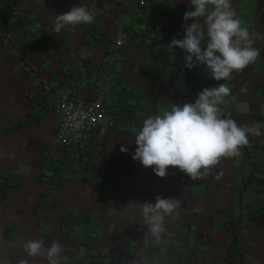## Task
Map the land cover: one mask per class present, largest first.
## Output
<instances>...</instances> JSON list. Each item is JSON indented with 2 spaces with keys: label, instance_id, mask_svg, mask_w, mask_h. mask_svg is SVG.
<instances>
[{
  "label": "crops",
  "instance_id": "0c3cea01",
  "mask_svg": "<svg viewBox=\"0 0 264 264\" xmlns=\"http://www.w3.org/2000/svg\"><path fill=\"white\" fill-rule=\"evenodd\" d=\"M231 3L242 26L264 36V0ZM78 4L96 13L94 21L54 33L57 15ZM159 6L180 17L191 10L189 0H0V171L7 175L0 184V264H48L25 250L38 239L63 245L60 264H237L239 256L238 264H264V134L250 135L239 155L221 157L197 180L172 166L161 178L132 159L143 120L182 105L178 99L187 96L190 82L225 83L230 95L221 114L238 125L258 123L264 133V39L255 41L257 60L230 80L210 78L202 65L182 72V53L153 39ZM115 31L126 36L107 68L103 101L118 125L85 130L89 156L74 177L72 150L54 144L52 101L57 91L92 96L90 73L103 63ZM22 40L30 69L13 55V44ZM33 44L37 50L29 52ZM123 121L133 129L119 128ZM50 147L48 159L43 153ZM42 163L54 171L47 182ZM98 170L122 180L96 178ZM157 195L181 201L178 216L165 218L159 242L141 215L142 204L155 203ZM228 216H236L235 253H229Z\"/></svg>",
  "mask_w": 264,
  "mask_h": 264
},
{
  "label": "clouds",
  "instance_id": "9594fccd",
  "mask_svg": "<svg viewBox=\"0 0 264 264\" xmlns=\"http://www.w3.org/2000/svg\"><path fill=\"white\" fill-rule=\"evenodd\" d=\"M191 10L183 13V38H172L171 50L185 52L181 71L204 66L207 75L216 81H227L234 72H241L260 56L254 47L257 38L264 36L242 26L231 0H189ZM96 13L87 5H74L57 15L53 32L59 34L65 27L90 24ZM230 88L225 83L205 87L193 102L173 103L163 115H149L135 135L136 148L132 159L145 168L152 167L158 177H165L169 166L186 173L191 180L206 178L212 166L221 157L240 154V148L249 144V136H260V124L238 125L230 115L221 114L220 106L227 103ZM120 151L128 152L121 144ZM154 166V167H153ZM181 201L157 195L155 203L144 202L141 215L151 235L159 242L165 232L166 217L175 219ZM198 210V209H197ZM30 257H43L48 264H60L63 245L53 241L45 246L42 239L26 242ZM19 264H28L20 260Z\"/></svg>",
  "mask_w": 264,
  "mask_h": 264
},
{
  "label": "built area",
  "instance_id": "2783aa9c",
  "mask_svg": "<svg viewBox=\"0 0 264 264\" xmlns=\"http://www.w3.org/2000/svg\"><path fill=\"white\" fill-rule=\"evenodd\" d=\"M143 0H139L142 3ZM158 31L153 39L158 41L161 45L162 42L166 43L167 49L171 50L168 46L172 38H183L184 30L182 24L187 23L183 21L177 13L171 10L168 6H159L155 9ZM126 36L123 31H115L112 37V44L103 53V63L98 70L90 73V83L94 87V92L91 97H85L82 94H77L69 91H57L52 101V111L57 115V126L54 131V144H62L72 150L71 158L75 163L74 167H71V174L77 177L78 170L82 169L88 156L85 153L83 141L85 139V130L96 126L98 129H103L106 125H118L116 124L115 117L109 115L106 111L103 101V93L106 88V84L109 81L107 76V68L111 66L115 61L114 50L118 47L121 40ZM22 41H17L13 44V55L15 60L20 64L26 65L29 69L27 58L22 54L21 44ZM37 46L31 45L30 51H36ZM173 51L181 52L182 55L179 57L177 64L179 67L183 64V56L185 52L182 49L175 48ZM190 70V69H188ZM52 85L46 83L44 89H50ZM117 85L115 84V87ZM127 88V87H126ZM204 88L203 85L196 86L193 83H188L187 96L180 97L178 103L193 102L195 100V93L201 91ZM132 123L129 121H123L119 124V128L125 130L133 129ZM53 148L50 147L44 151L45 158L49 159ZM86 154V155H85ZM41 175L45 182L49 176L54 175L53 169H48L44 163L39 165ZM96 178H107L110 176L118 180H122L120 174H116L114 171L109 170L108 173H103L98 170L95 172ZM7 178L5 172L0 171V184L4 183ZM45 182H43L45 184ZM99 200L104 201V196L99 195ZM205 247V245H203Z\"/></svg>",
  "mask_w": 264,
  "mask_h": 264
},
{
  "label": "trees",
  "instance_id": "16d2710c",
  "mask_svg": "<svg viewBox=\"0 0 264 264\" xmlns=\"http://www.w3.org/2000/svg\"><path fill=\"white\" fill-rule=\"evenodd\" d=\"M229 115V114H227ZM236 216H228L227 219H226V223H227V228H228V231H229V234H230V241H229V253H235V245H236V234H235V222L233 221V219L235 218ZM238 255H240L239 252H237ZM241 258L239 256V261L238 263L240 262ZM237 263V264H238Z\"/></svg>",
  "mask_w": 264,
  "mask_h": 264
}]
</instances>
